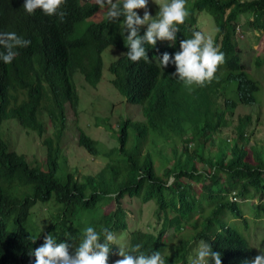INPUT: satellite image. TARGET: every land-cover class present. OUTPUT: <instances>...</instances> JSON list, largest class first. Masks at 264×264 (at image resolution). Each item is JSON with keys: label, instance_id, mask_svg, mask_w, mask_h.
I'll return each mask as SVG.
<instances>
[{"label": "trees", "instance_id": "trees-1", "mask_svg": "<svg viewBox=\"0 0 264 264\" xmlns=\"http://www.w3.org/2000/svg\"><path fill=\"white\" fill-rule=\"evenodd\" d=\"M24 3L0 0V32H15L31 42L16 49L18 55L10 64L0 59V127L15 119L23 130L36 134L46 157L45 167L28 162L9 148L0 129V264H23L32 242L49 233L57 243L76 246L89 226L102 239V228L114 234L126 232L127 214L122 208L126 197L141 204L153 202L154 217L160 224L156 233H129L127 253L141 244V252L150 255L159 251L166 264H188L191 248L203 241L221 252L222 264H243L242 259L253 256L254 249L233 222L241 220L248 225L242 207L253 199L257 200L253 220L264 219V154L258 147L246 148L251 124L248 115L238 117L234 138L227 140L233 141L231 144L221 136L231 127L229 117L236 108L254 104L260 89L241 63L234 35L243 18L245 27L264 36V0H186L190 15L178 25L176 40L168 47L144 45L150 62L128 58L123 17L98 24L90 17L95 8L66 0L60 9L65 13L61 21L58 15L48 16L39 9L29 15ZM203 11L214 21L215 45L225 54L226 62L210 84L189 91L172 75L175 65L170 63L161 70L159 60L165 52L174 56L180 42L192 38L198 31L196 15ZM143 34L140 29L139 35ZM108 47L124 53L107 68L110 83L127 103L140 107L144 119L124 120L117 129L102 121L105 129L116 135L118 149H102L79 129L77 145L107 162L97 174L78 179L61 155L66 105L73 111L78 108L76 73L85 84L97 87L104 71L102 53ZM255 64L260 66V60ZM231 82L236 85V101L226 96ZM44 119L50 123L51 136H45ZM129 130L134 132L131 146ZM177 140H183L182 147ZM151 142H156L153 147ZM159 145L169 148L168 158L158 155ZM207 148L208 154L204 152ZM156 159L161 166H156ZM183 179L190 182L183 183ZM233 193V198L247 202L232 201ZM111 203L114 211L106 212L104 208ZM38 204L47 205L49 212L32 226V210ZM169 229L174 234L168 236ZM190 229L191 237L182 239Z\"/></svg>", "mask_w": 264, "mask_h": 264}, {"label": "rangeland", "instance_id": "rangeland-1", "mask_svg": "<svg viewBox=\"0 0 264 264\" xmlns=\"http://www.w3.org/2000/svg\"><path fill=\"white\" fill-rule=\"evenodd\" d=\"M148 10L154 18H158L159 6L155 4L153 0H149ZM143 11L142 9L137 10L141 17L143 16ZM100 14H102V12ZM196 17L198 30L205 33V35H211L213 39H215L216 26L212 17L204 11L198 13ZM146 27L145 25L141 28L146 29ZM234 40L237 41V48L242 64L247 70L250 78L259 84L260 89L256 94V101L254 104L239 105L236 108L233 116L229 117L232 125L223 131L221 139L227 142V140L234 138L233 128L237 124L238 117L248 115L251 117V124H249L247 128L249 143L246 148L258 147V151L264 154V36L262 37L260 33L253 32L245 27L244 19L242 18V23L237 33L234 35ZM158 42L162 46H168L171 41ZM122 55L121 51L113 47H108L102 53L104 71L102 72L101 81L95 89L85 84L79 73L73 76L80 101L76 111H73L69 105H66V130L60 145L61 155L66 159L65 165L67 169L73 173L75 172L78 179L85 175L97 174L107 162V160L102 157L90 156L77 145L79 129L90 138L98 141L102 149H118L119 144L116 135H113L112 131L105 129L102 121L108 123L112 128L117 129L124 120L129 119L135 122H142L144 119L140 107L127 103L126 99L116 91L110 83L112 76L107 68L109 64ZM256 59L260 60V66L255 64ZM225 74V70L220 72L221 76ZM226 90L227 98L236 101L235 84L230 83L226 87ZM222 104L223 102L221 100L220 105ZM44 121L47 127L45 136H51L52 129L50 123L47 119H44ZM0 129L2 139L11 150L15 151L17 154L24 155L27 161L33 165L45 167V149L41 146L34 132L23 130L15 119L4 121ZM128 134V146H131L134 132L129 130ZM184 139L186 138H183V140ZM183 140H177L176 143H178L179 147L183 146ZM232 142L227 143L231 144ZM155 143L156 142H151V146L153 147ZM148 148L149 146L147 145V149ZM158 148L160 149L158 155L163 154L166 158L169 157V148L166 149L161 145H159ZM214 149L215 146L213 147V150ZM206 150H208V148L204 150V152L208 154ZM155 164L157 167L161 166L158 159H156ZM171 165L172 163H169V166ZM200 168L206 170L205 165H200ZM171 181L172 178L169 180V183ZM182 182L187 183L190 181L183 179ZM255 204L256 201H251L242 207L248 220V225H243L241 220L235 221L234 224L246 238L249 246L259 255L264 251V222L253 220L251 213ZM122 208L127 214L126 221L128 229L126 232L115 233L116 242L115 245H112L113 249L111 251V256L115 260L122 259V257L117 255L120 250L119 248L127 253V238L129 233L134 230L156 233L160 227V224L154 217L155 204L153 202L141 204L137 199H129L126 197L122 200ZM114 209V203L104 208L106 212L114 211ZM32 212L34 216L31 220V225L34 226L38 225L41 219L47 218L49 211L47 210V205L43 206L38 204L33 208ZM170 234H174L173 229L168 230L167 235L169 236ZM192 234L193 230L190 229L189 234L182 236V239L189 238ZM200 244L201 242H198L191 248L188 264H193Z\"/></svg>", "mask_w": 264, "mask_h": 264}, {"label": "clouds", "instance_id": "clouds-1", "mask_svg": "<svg viewBox=\"0 0 264 264\" xmlns=\"http://www.w3.org/2000/svg\"><path fill=\"white\" fill-rule=\"evenodd\" d=\"M120 1H123L122 5L119 4ZM148 2L149 0H78V5L79 7L89 5L95 8L90 17H92V21L98 24L106 20L116 22L123 17V27L127 31L125 39L129 49L128 58L133 62L141 60L150 62L144 45L148 44L154 48L157 43L160 45L158 41H171L172 44L176 40V33L179 31L178 25L184 24L190 13L186 8V0H170V2L169 0H153L159 6L158 18H154L148 10ZM65 3L66 0H25L23 7L29 15L34 14L39 9L48 16L58 15L62 21L65 13L60 9ZM141 9L144 10L142 17L137 12ZM101 12L102 14H100ZM145 25L147 26L146 29L141 28ZM140 29L144 30L142 36L139 35ZM30 43L29 40L23 39L15 32H0V48L4 49L0 52V59L5 64H10L18 55L16 49L28 47ZM169 44L168 46L171 45ZM160 46L168 47L166 45ZM179 47L180 50L172 57L167 52L163 53L159 64L161 70L170 63L174 64L175 72L172 75L183 81L189 91L192 90L193 86L204 87L210 84L217 77L219 67L226 62L225 54L215 45L213 37L205 35L199 30L193 32L192 38L182 40ZM122 54L124 53L122 52ZM238 55H240L239 52ZM155 63H157L156 60ZM233 196H235L234 193L232 194V201L247 202L233 198ZM251 201H256L257 204L256 199ZM262 213L264 214V212ZM261 222H264V219ZM101 231L103 239L93 227H87L82 241L76 246L67 242L57 243L56 238L51 233L46 236L42 235L34 240L30 248L27 249L28 252H25L22 263L166 264L165 258L159 251H153L150 255L141 252V244L132 248V253H139L138 255L126 253L119 248L117 255L122 259L115 260L111 256V251L112 245H115L116 242V235L108 228H102ZM110 246H112L111 251ZM210 262L211 264H222L221 252L213 250L210 243L202 241L193 264H210ZM241 262L243 264H264V251L259 255L255 252L253 256L246 257Z\"/></svg>", "mask_w": 264, "mask_h": 264}, {"label": "built area", "instance_id": "built-area-1", "mask_svg": "<svg viewBox=\"0 0 264 264\" xmlns=\"http://www.w3.org/2000/svg\"><path fill=\"white\" fill-rule=\"evenodd\" d=\"M235 200V199H234Z\"/></svg>", "mask_w": 264, "mask_h": 264}]
</instances>
